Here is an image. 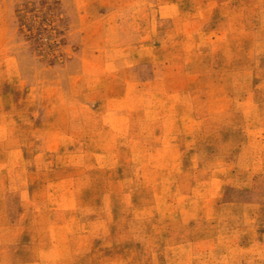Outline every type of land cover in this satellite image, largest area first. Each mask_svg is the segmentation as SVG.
I'll use <instances>...</instances> for the list:
<instances>
[{
    "label": "rangeland",
    "instance_id": "374dc122",
    "mask_svg": "<svg viewBox=\"0 0 264 264\" xmlns=\"http://www.w3.org/2000/svg\"><path fill=\"white\" fill-rule=\"evenodd\" d=\"M0 264H264V0H0Z\"/></svg>",
    "mask_w": 264,
    "mask_h": 264
}]
</instances>
